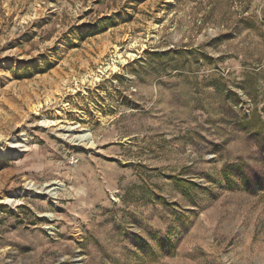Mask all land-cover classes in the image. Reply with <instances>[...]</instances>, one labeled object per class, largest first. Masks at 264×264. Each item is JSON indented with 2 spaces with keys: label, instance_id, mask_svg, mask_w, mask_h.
<instances>
[{
  "label": "rangeland",
  "instance_id": "rangeland-1",
  "mask_svg": "<svg viewBox=\"0 0 264 264\" xmlns=\"http://www.w3.org/2000/svg\"><path fill=\"white\" fill-rule=\"evenodd\" d=\"M0 140V264H264V0H0Z\"/></svg>",
  "mask_w": 264,
  "mask_h": 264
},
{
  "label": "bare ground",
  "instance_id": "bare-ground-1",
  "mask_svg": "<svg viewBox=\"0 0 264 264\" xmlns=\"http://www.w3.org/2000/svg\"><path fill=\"white\" fill-rule=\"evenodd\" d=\"M116 67H113L112 70L115 71ZM73 123H69V127H61V129L63 130L64 133H66L67 135L69 134V136L67 137H71V141L74 142L75 144H89V146H94L92 140V137L90 134L88 133H83L84 130H79V131H75V134L70 133V132H74V130H76L75 128H70V125H72ZM50 126H55V123L53 122L52 124L50 123ZM8 140V139H7ZM7 140H4L7 142ZM9 144L14 147H20L19 145H15L14 141L9 142ZM25 147V146H22ZM19 152H14V155H17ZM12 155L10 152H6V151H2V148L0 147V156L2 157H8ZM3 201L8 202L9 198L5 197V199Z\"/></svg>",
  "mask_w": 264,
  "mask_h": 264
},
{
  "label": "water",
  "instance_id": "water-1",
  "mask_svg": "<svg viewBox=\"0 0 264 264\" xmlns=\"http://www.w3.org/2000/svg\"><path fill=\"white\" fill-rule=\"evenodd\" d=\"M2 143H4V140H0V146L2 145Z\"/></svg>",
  "mask_w": 264,
  "mask_h": 264
},
{
  "label": "trees",
  "instance_id": "trees-1",
  "mask_svg": "<svg viewBox=\"0 0 264 264\" xmlns=\"http://www.w3.org/2000/svg\"><path fill=\"white\" fill-rule=\"evenodd\" d=\"M244 91H245V89L244 88H242Z\"/></svg>",
  "mask_w": 264,
  "mask_h": 264
}]
</instances>
